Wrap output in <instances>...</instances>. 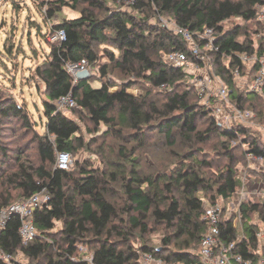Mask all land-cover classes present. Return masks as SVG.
I'll return each instance as SVG.
<instances>
[{
	"label": "trees",
	"instance_id": "16d2710c",
	"mask_svg": "<svg viewBox=\"0 0 264 264\" xmlns=\"http://www.w3.org/2000/svg\"><path fill=\"white\" fill-rule=\"evenodd\" d=\"M110 3L119 6L110 7ZM259 4H264V0L46 3L45 14L41 9L45 22L46 19L52 22L64 8L79 12L80 17L50 24L49 32L65 30L66 41L61 45L51 44L50 54L35 70V77L46 93L44 133L33 128L26 109L12 100L0 102V138L6 120L21 121L34 133L37 155L36 160H28L26 164V156L20 149L12 173L3 185L10 191L0 195V211L44 190L50 194V201L34 213L38 237L25 245L20 235L21 219L14 216L0 231V252L14 257L16 264H26L17 261L18 256L28 261L27 264H90L85 258L91 253L94 264H140V253L152 254L166 263L201 264V241L207 232L202 221L205 207L233 201L242 185L240 169L247 164L244 146L264 157V141L250 129L226 130L217 125L201 105L183 69L171 67L163 59V54L186 53L188 44L181 36L155 25L154 20L164 16L193 33L214 29L219 47L213 54L215 72L232 90L233 102L240 108L255 111L264 122V99L246 94L232 74L236 70L244 72L235 54L253 53L256 34L264 32L256 11ZM122 5L129 6V10H123ZM233 19L253 24L252 29L241 24L225 28L224 23ZM101 47H105L103 56L99 52ZM82 60L97 66L105 78H110L114 70L119 71L123 83L117 91H112L117 85L110 79L102 82L99 89L92 87L89 80L75 84L67 65ZM138 81L145 84V89L143 96L137 97L129 92ZM68 94L78 104V118L58 111L56 102ZM115 111L117 115L111 116ZM85 117L96 128L105 125L106 137L125 139L126 131L135 132L141 147L147 145L151 137L148 133H161L166 145L173 149L174 167L166 172L144 174L142 162L128 158V148L124 146L119 151L122 162H108L104 171L78 163L74 169L59 168V154L75 156L81 150L91 151L98 144L97 139L86 142L81 135L80 122ZM199 121L207 125L204 130L199 129ZM220 137L221 142L212 144ZM241 139L242 143L235 146ZM202 147L215 150L227 162L210 161ZM6 153L7 148L0 140V156ZM3 162L9 163L6 158ZM214 169L218 172L210 175L208 171ZM259 173L263 174L264 185V173ZM114 183L120 185L125 198L120 211L108 197ZM200 193L204 196H199ZM17 198L20 200L13 202ZM240 216L246 238L238 244L236 253L245 260L255 259L249 247L257 249L259 245L257 233L259 226L264 225V198L244 203ZM235 219L237 216L222 218L221 239L227 244L239 240ZM59 223L62 226L58 230ZM152 225H164L170 231L161 248L151 247L145 238ZM135 237L141 238L140 249L134 244ZM81 248L92 251L82 253ZM0 264L7 263L0 259Z\"/></svg>",
	"mask_w": 264,
	"mask_h": 264
},
{
	"label": "rangeland",
	"instance_id": "374dc122",
	"mask_svg": "<svg viewBox=\"0 0 264 264\" xmlns=\"http://www.w3.org/2000/svg\"><path fill=\"white\" fill-rule=\"evenodd\" d=\"M51 1L54 0H0V102L12 100L23 109H26L33 128L41 134L44 133L45 125L43 100L46 98V93L44 85L35 77V70L50 54L52 47L48 42L50 24H56L64 19H76L80 17L79 12L70 8H64L52 22L47 19L45 22V17L41 13V9L44 13L45 10H47L46 3ZM109 5L110 7L119 6L113 3ZM121 7H123V10H129L130 8L126 5H122ZM162 17L164 21L168 20L167 17ZM236 24H241V26L244 27L251 26V29L253 25L243 23V21L239 19H233L225 22L224 27L230 29ZM104 50L105 47L99 49L102 56ZM113 52L118 54L116 50H113ZM102 59V63H105L106 59L104 57H102ZM89 72L91 76L87 80H89L91 86L94 88H101L102 82H106L107 79H110L117 85L112 88V91H117L123 83V78L119 75L120 73L117 70L110 73V78L101 76L97 66L89 65ZM144 89L145 84L138 81L137 85L130 89L129 93L137 97L143 96ZM78 111V109L74 111L68 110L66 111V115L72 118H78V115H76ZM256 114L254 121L257 124H264L260 115L258 113ZM116 115V111L111 114V116ZM80 125L81 135L84 137L85 141L91 142L97 139L98 144L93 146L91 151L81 150L73 156L71 165L73 169L78 163L81 166H91V168L104 171L107 168L106 163L122 162L119 160V151L124 146L128 148V158H137L142 162L141 171L144 174L152 175V172L157 171L166 172L171 169V166L172 168L174 167V165H172L174 161L173 149L166 145L164 136L157 131L148 133L151 137L147 139V145L144 143V147H141L136 139V133L133 131H126L124 135L125 139H121L116 136L106 137L104 132L107 131V127L102 124L96 128L86 117L84 121L80 122ZM198 126L200 130H204L207 125L204 121H199ZM250 131L255 132L257 136L261 137V133L257 128H252ZM1 134V144L7 148V153L6 155L0 156V195L10 191L9 188L5 189L3 185L6 184L4 182L7 181V176L12 173V168L16 163V158L19 156L20 149H22L24 156H26V164H29L28 160L34 161L37 157L36 147L33 143L34 133L31 128H27L21 121L19 122L14 118L6 120L2 125ZM221 140V137L215 139L212 144H217L221 142ZM236 143L239 144L242 142L238 140V142L234 144ZM202 148H204L203 150H205L207 156H209L210 161L216 164L218 162H222L223 164L227 162L223 157L218 156L215 150L208 149L207 147ZM5 158L9 163L5 164L3 162ZM257 167H261V170L252 169L249 167V162L247 161L246 166H242L240 169V173L252 176L254 181L260 180L254 185V190L257 191V193L258 191L264 193V187H261L263 174L259 173H264V164ZM214 170L213 172L208 171V173L213 175L215 172H218V169ZM1 182L3 183L1 184ZM111 188L112 192L108 197L120 211L125 205L122 188L116 183L112 184ZM199 196L202 197L204 194L200 193ZM253 196L254 201L263 199L262 196L258 194H254ZM19 200L20 198H17L13 202ZM221 205H226V203H221ZM61 226V223L57 225L58 230ZM169 235H171L170 231H168L164 225H152V231L145 238L149 241L151 247L161 248L164 237ZM134 244L136 248L140 249L142 245L141 238L135 237ZM84 249H86L87 253L92 251L91 248L89 251L87 248ZM80 251L85 253V251L81 249ZM16 260L23 261L26 264L28 262L22 256L16 257Z\"/></svg>",
	"mask_w": 264,
	"mask_h": 264
},
{
	"label": "built area",
	"instance_id": "2783aa9c",
	"mask_svg": "<svg viewBox=\"0 0 264 264\" xmlns=\"http://www.w3.org/2000/svg\"><path fill=\"white\" fill-rule=\"evenodd\" d=\"M258 21L264 25V4L256 7ZM154 24L163 29H167L176 35L181 36L188 44V51L173 52L163 54L164 61L171 67L181 68L187 74L189 83L195 89L200 103L210 115L215 119L217 125L226 130H236L239 127L246 129L257 128L264 141V124H257L254 119L256 113L253 110L243 109L234 104L231 94L232 90L225 80L215 72L213 67V54L219 51L217 46V36L212 28H205L199 33H193L189 29L179 26L173 20L164 21L160 16L154 20ZM66 41L65 30H57L48 34V42L52 45H61ZM262 47V49H260ZM254 52H242L235 54L244 67V72L240 70L232 71L235 82L246 93L253 94L264 99V32L256 34L253 41ZM257 68V69H256ZM68 71L74 78V83L87 80L91 74L89 63L82 60L77 64H68ZM165 86L162 90H165ZM58 111H68L78 108V104L72 94L60 98L56 102ZM243 140L241 139V142ZM235 146L238 143L234 144ZM249 167L260 169L257 166L264 164V157L254 154L248 145L244 146ZM72 158L70 154H59L57 166L66 170L72 169ZM242 187H240L233 197V201L228 205L206 206L202 221L207 225V232L202 238L199 252L201 264H264V225H260L257 233L259 245L257 249L249 247V253L255 259L245 260L244 257L236 253L237 246L245 240L246 236L242 229L240 208L244 203L254 200V194L264 193L254 190V185L260 180L254 181L252 176L241 173ZM264 187L261 184V187ZM50 201V194L42 191L29 199L19 201L8 208L0 211V231H3L10 219L18 216L21 219L20 235L25 245L31 243L38 237V231L34 225V213L46 207ZM229 219L237 216L234 226L239 230V240L234 243H226L221 239L222 218ZM259 225V224H258ZM86 252V249L81 248ZM0 259L7 264H16L14 257L0 252ZM90 264L93 263V254L85 258ZM184 264L181 262L166 263L156 259L152 254L140 253V264Z\"/></svg>",
	"mask_w": 264,
	"mask_h": 264
},
{
	"label": "crops",
	"instance_id": "0c3cea01",
	"mask_svg": "<svg viewBox=\"0 0 264 264\" xmlns=\"http://www.w3.org/2000/svg\"><path fill=\"white\" fill-rule=\"evenodd\" d=\"M154 264V263H153Z\"/></svg>",
	"mask_w": 264,
	"mask_h": 264
}]
</instances>
